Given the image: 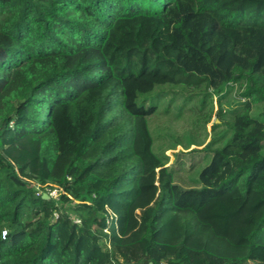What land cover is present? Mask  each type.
<instances>
[{
  "label": "trees",
  "instance_id": "16d2710c",
  "mask_svg": "<svg viewBox=\"0 0 264 264\" xmlns=\"http://www.w3.org/2000/svg\"><path fill=\"white\" fill-rule=\"evenodd\" d=\"M224 84L155 149L160 87ZM0 264H264V0H0Z\"/></svg>",
  "mask_w": 264,
  "mask_h": 264
},
{
  "label": "rangeland",
  "instance_id": "374dc122",
  "mask_svg": "<svg viewBox=\"0 0 264 264\" xmlns=\"http://www.w3.org/2000/svg\"><path fill=\"white\" fill-rule=\"evenodd\" d=\"M224 89L225 84L209 91L212 98L208 96L204 105V92H194L181 86L160 87L159 109L149 122L156 139L155 149L166 153L172 161L174 152L186 147H202L224 134L226 128L215 127L218 122L216 96Z\"/></svg>",
  "mask_w": 264,
  "mask_h": 264
},
{
  "label": "built area",
  "instance_id": "2783aa9c",
  "mask_svg": "<svg viewBox=\"0 0 264 264\" xmlns=\"http://www.w3.org/2000/svg\"><path fill=\"white\" fill-rule=\"evenodd\" d=\"M61 192H62V190L57 188V187L50 190V194L54 197H58Z\"/></svg>",
  "mask_w": 264,
  "mask_h": 264
},
{
  "label": "water",
  "instance_id": "95a60500",
  "mask_svg": "<svg viewBox=\"0 0 264 264\" xmlns=\"http://www.w3.org/2000/svg\"><path fill=\"white\" fill-rule=\"evenodd\" d=\"M44 197L48 198V197H49V195H48V194H45V195H44Z\"/></svg>",
  "mask_w": 264,
  "mask_h": 264
}]
</instances>
